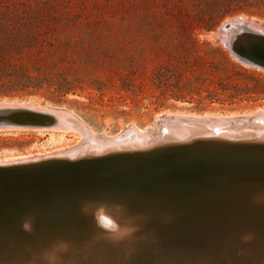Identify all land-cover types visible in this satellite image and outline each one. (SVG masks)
<instances>
[{
    "label": "water",
    "instance_id": "95a60500",
    "mask_svg": "<svg viewBox=\"0 0 264 264\" xmlns=\"http://www.w3.org/2000/svg\"><path fill=\"white\" fill-rule=\"evenodd\" d=\"M217 34L236 58L264 68V59L257 53L237 51L238 41L263 44L262 27L238 18L225 22ZM73 124L74 118L63 109L0 100V132H70ZM97 137L121 150L114 156L82 160L77 168L95 174L84 193L61 195L68 203L77 205L82 198L92 208L105 203L121 206L124 215L154 240L161 264H191L193 258L196 264H211L209 249L230 264H242L241 255L247 262L264 261V204L254 202L255 196L264 193V111L216 117L166 113L145 133L130 127L114 138ZM136 138L154 144L148 149L142 144L130 148ZM19 161H0V167L7 166L0 168V174L60 169L54 161ZM74 183L79 189L83 187L80 179L73 177L64 183L65 189ZM57 190L62 188L55 187L52 193ZM52 193L50 197L55 196ZM63 211L79 213V222L98 220L81 208L76 212L66 207ZM247 234L253 239L244 241Z\"/></svg>",
    "mask_w": 264,
    "mask_h": 264
},
{
    "label": "rangeland",
    "instance_id": "374dc122",
    "mask_svg": "<svg viewBox=\"0 0 264 264\" xmlns=\"http://www.w3.org/2000/svg\"><path fill=\"white\" fill-rule=\"evenodd\" d=\"M238 18L264 29V0H0L3 38L18 44L55 46L51 57L48 46L41 53L34 49L31 58L40 61L41 72L68 77L77 88L75 95L60 101L46 90L0 100L69 111L91 133L110 138L130 127L144 131L155 128L156 119L166 113L226 116L256 112L264 109V94L256 103L205 112L172 102L173 107L158 111L144 106L137 109L111 99L117 98L120 78L127 70L138 67L151 72L164 62V53L185 40L179 29L191 28L197 41L223 47L219 28ZM225 50L239 66L263 75L264 92V68L247 64ZM24 62L32 74L38 72L28 58ZM82 140L78 131L0 132V161L55 154L76 147ZM4 228H0V243L7 244L10 229Z\"/></svg>",
    "mask_w": 264,
    "mask_h": 264
},
{
    "label": "bare ground",
    "instance_id": "6f19581e",
    "mask_svg": "<svg viewBox=\"0 0 264 264\" xmlns=\"http://www.w3.org/2000/svg\"><path fill=\"white\" fill-rule=\"evenodd\" d=\"M251 44H253L252 47H250ZM237 45L240 51L250 50V52L257 53L264 59V43L255 44L244 40L243 43L238 41ZM28 103L36 105L31 102ZM258 111H264V109ZM67 112L74 118V124L70 131H78L83 136V140L76 147L55 154L19 159L20 161L40 160L42 163L54 161L52 162L53 165H58L60 169L51 170V167H47L24 173L0 174V228L7 223V228L10 229V245H8L9 242L7 244L6 242H4L5 244L0 243V264H37V258L41 253L52 251L57 246L63 249L59 264H161V255L154 240L141 229L139 224L130 221L124 215L121 206L105 203L92 208L87 206L82 198L75 205L68 203L65 196H61L73 191L85 192L84 187L95 173L85 170L84 167L77 168L82 160L102 158L116 154V151L121 150L115 149L98 139L97 135L91 133L75 115ZM169 114L199 116L184 113ZM205 116L216 117L220 115L205 114ZM133 128L140 134L146 132L137 127ZM62 132H69V130ZM138 144H142L148 149L154 143L151 141L143 143L136 138L130 142L129 147H137ZM4 162L7 164L15 163L16 160ZM68 164L70 169L66 168ZM18 166L24 167V165ZM5 167L7 166L0 168ZM100 173L97 172L96 174ZM73 177H78L83 187L79 189L78 184L74 183L66 190L64 183L72 181ZM55 187L62 188V191L57 190L52 193ZM51 193L55 196L50 197ZM39 199L41 200L37 201ZM46 199L48 202L44 203ZM66 207L72 208L76 212L81 208L84 213L93 214L98 220L94 222L92 219L89 221L85 219L79 222L77 221L79 213L76 215L64 214L63 210ZM32 214L36 217L35 228L48 227L53 230L25 233L21 228L22 220ZM16 220H20L19 223ZM35 228L34 230H36ZM104 228L110 230L104 231ZM3 229L6 228L3 227ZM0 234H2V230H0ZM209 252L212 258L208 263L230 264V260H228L229 262L224 261L213 250L209 249ZM247 260L246 256H240V263L242 264H260L263 261L256 260L253 262L251 260V262H247ZM196 262L194 258L191 260V264H196Z\"/></svg>",
    "mask_w": 264,
    "mask_h": 264
},
{
    "label": "trees",
    "instance_id": "16d2710c",
    "mask_svg": "<svg viewBox=\"0 0 264 264\" xmlns=\"http://www.w3.org/2000/svg\"><path fill=\"white\" fill-rule=\"evenodd\" d=\"M194 31L179 29L177 32L185 40L164 53V62L151 72L138 67L127 70L120 78L117 98L111 99L137 109L153 107L155 111L173 107L171 102L179 103L198 112L262 101L263 75L239 66L222 46L197 41ZM48 46L51 57L56 51L51 44L7 42L0 34V98L46 90L55 97L52 99L60 101L76 94L74 81L41 72L40 61L31 58L34 49L41 53ZM25 58L34 64L36 74L30 72Z\"/></svg>",
    "mask_w": 264,
    "mask_h": 264
},
{
    "label": "clouds",
    "instance_id": "9594fccd",
    "mask_svg": "<svg viewBox=\"0 0 264 264\" xmlns=\"http://www.w3.org/2000/svg\"><path fill=\"white\" fill-rule=\"evenodd\" d=\"M254 202L256 204H264V193L255 196ZM35 219L36 217L34 214L24 217L21 223L22 230L26 233L31 234L35 228ZM242 239L244 241H250L253 239V236L251 234H247L244 235ZM62 251L63 249L57 246V248L53 249L52 251L41 253L37 258V264H59Z\"/></svg>",
    "mask_w": 264,
    "mask_h": 264
}]
</instances>
